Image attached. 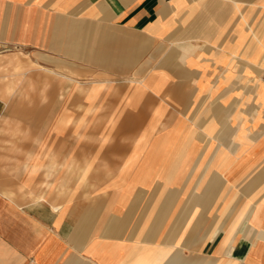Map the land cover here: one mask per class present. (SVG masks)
I'll return each instance as SVG.
<instances>
[{"label": "crops", "instance_id": "0c3cea01", "mask_svg": "<svg viewBox=\"0 0 264 264\" xmlns=\"http://www.w3.org/2000/svg\"><path fill=\"white\" fill-rule=\"evenodd\" d=\"M263 67L264 0H0V264H264Z\"/></svg>", "mask_w": 264, "mask_h": 264}, {"label": "built area", "instance_id": "2783aa9c", "mask_svg": "<svg viewBox=\"0 0 264 264\" xmlns=\"http://www.w3.org/2000/svg\"><path fill=\"white\" fill-rule=\"evenodd\" d=\"M260 81L264 83V68L262 69L260 74Z\"/></svg>", "mask_w": 264, "mask_h": 264}, {"label": "rangeland", "instance_id": "374dc122", "mask_svg": "<svg viewBox=\"0 0 264 264\" xmlns=\"http://www.w3.org/2000/svg\"><path fill=\"white\" fill-rule=\"evenodd\" d=\"M25 99H29V97H24Z\"/></svg>", "mask_w": 264, "mask_h": 264}, {"label": "bare ground", "instance_id": "6f19581e", "mask_svg": "<svg viewBox=\"0 0 264 264\" xmlns=\"http://www.w3.org/2000/svg\"><path fill=\"white\" fill-rule=\"evenodd\" d=\"M264 68V67H263Z\"/></svg>", "mask_w": 264, "mask_h": 264}]
</instances>
